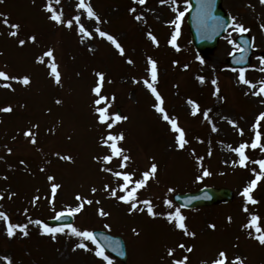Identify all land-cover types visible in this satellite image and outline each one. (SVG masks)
<instances>
[{"label": "rangeland", "instance_id": "374dc122", "mask_svg": "<svg viewBox=\"0 0 264 264\" xmlns=\"http://www.w3.org/2000/svg\"><path fill=\"white\" fill-rule=\"evenodd\" d=\"M47 2L0 0V13L10 23L20 25L18 30L10 29L0 19V70L12 76L28 75L31 79L27 86L17 81H0L12 84V88L0 87V108H13L10 113L0 112V196L4 197L0 199V212L6 213L12 223L27 224L29 233L8 237L5 222L0 218V257H10L13 264H106L95 255L91 242L67 232L52 239L41 234L39 225L30 222L44 221L77 206L82 201H76L75 197L80 194L93 203H85L72 224L80 229L97 228L120 235L126 248V264H172L174 258L183 256L188 257L187 264H211L221 250L227 253L228 264L236 257L243 264H264V245L254 238L257 234L253 229L244 227L251 215H257L264 228V178L252 192L257 203L249 204L248 212L243 210L241 195L259 174V166L253 161L264 156L257 151L250 154L255 149L249 146L245 150L249 161L242 167L239 156L232 150L241 143L251 145L256 131L261 133L264 144V121L258 129L253 128L256 117L264 113V95L252 94L258 91L259 81L264 80V71H260L264 64L258 54L264 51V5L260 0H225L235 23L248 29L252 37L256 53L244 70L245 78L257 84L255 90L239 81V70L225 64L228 54L238 49L235 38L239 32L234 21L208 58H201L194 51L185 23L187 0L175 3L145 0L144 4L133 0H88L103 21L99 24L76 8L78 0H60L59 5H53L57 11L62 10L65 19L79 15L80 22L93 33V38H84L83 42L75 24L69 29L49 19L50 14L44 8ZM133 7L136 12L130 13ZM181 11L184 16L180 20L177 51L169 40L175 31L171 21ZM136 15L141 20H136ZM96 27L114 36L124 54L95 33ZM10 31H18V35L11 36ZM149 32L157 37L159 46L148 38ZM31 35L36 36L35 42L28 40ZM21 39L26 41L23 46L19 44ZM48 49L54 50L60 84L50 75V58L38 62ZM148 57L157 61L155 86L163 97L166 112L186 132L189 143L183 149L176 146V134L153 107L155 97L143 84L149 78ZM129 59L133 63H128ZM97 72L104 74L101 95L108 97L109 112L127 117L112 129L98 122L94 103L97 96L92 91L97 84ZM201 76L204 83L199 80ZM217 87L219 94L213 95ZM58 100L61 102L57 103ZM189 100L199 105L198 115H192ZM209 109L206 120L203 111ZM29 129L35 136V144L24 135ZM109 132L124 134L120 146L124 155L130 157L126 171L135 174L133 179L140 178L151 163L158 165L156 176L136 193L137 209L143 211H129V204L111 196V189H117L118 195L124 194L119 191L123 181L102 169H125L120 168L119 158L110 164L103 162L109 149L102 137ZM256 149L262 151L260 147ZM62 156L72 159L64 160ZM205 169L211 175L203 176ZM49 176L54 181L50 182ZM198 176L203 178L198 180ZM52 183L60 185L54 200ZM105 185L110 186L108 191ZM205 186L230 188L232 202L183 209L172 200L174 193L192 192ZM93 187L97 189L95 193ZM11 193L15 195L10 196ZM34 196L40 197L35 203ZM145 200L151 201L157 216L148 214ZM166 200L171 201V208L165 204ZM176 208L186 217L185 224L189 232L195 233L194 237L185 235L166 219V214ZM100 209L109 215H99ZM77 243H86L89 250L73 251ZM181 243L185 249L178 247ZM187 247L193 251L187 252ZM170 248L174 249L173 257L168 256ZM109 258L113 264H123ZM0 264L5 262L0 260Z\"/></svg>", "mask_w": 264, "mask_h": 264}, {"label": "snow or ice", "instance_id": "6c2138e0", "mask_svg": "<svg viewBox=\"0 0 264 264\" xmlns=\"http://www.w3.org/2000/svg\"><path fill=\"white\" fill-rule=\"evenodd\" d=\"M133 2L138 3V4H144L145 0H133ZM161 2H163V0H161ZM173 2L175 3V0H173ZM260 2L262 4H264V0H260ZM54 4L59 5L60 0H48V2L44 6L45 11L50 14L49 19L51 21L55 22L56 24L63 25L69 29L73 28V26L75 24V26L77 27V30H78V34L81 35L82 42H83L84 38H88V39L93 38V33L90 32L84 26V24H82L80 22L81 17L79 15L73 16L71 19H65L63 11L62 10L57 11V9L53 6ZM203 6H204L205 10H207L208 0H203ZM76 8L78 10H83V12L86 13L88 19L95 20L98 24L103 23V21L100 20V17L95 13L94 9L92 8V6L88 2V0H78V3L76 4ZM129 12L135 13L136 8H134V7L130 8ZM183 16H184V12H182V11L178 12V14L176 15V18L171 21V24H173L175 26V31L171 35V39L169 40V44L173 48H176L177 51H179V48L177 47L176 40L180 34V20ZM141 18L142 17L140 15L135 16V19L138 21L141 20ZM0 19H2V22L5 25L9 26L10 29H17L18 30L20 28L19 24L10 23L7 18H4V14H2V13H0ZM234 27L238 32H241V33L248 31V29H246L243 25L236 24L235 21H234ZM94 31L100 37L105 38L108 41H110L116 47V49L119 50V52L122 55L124 54V51H125L124 48L121 46V44L118 42V40L114 36L107 33L106 31L101 30L100 27H96ZM9 35L17 36L18 31H10ZM147 35H148V38L152 41V43L154 45L159 46V42L157 40V37L154 34L149 32ZM36 39L37 38L35 35H31L28 37V40H30L32 42H35ZM25 42L26 41L23 39L19 40V44L21 46H23L25 44ZM229 42L231 43V41H229ZM241 51H243V49H241ZM45 57L50 58V60H51V62L48 64V67L51 69L50 75H52L55 78V82L57 84H60L61 75L58 71V65L55 63L54 50L48 49L47 51H45L43 53V55L38 58V62L43 63ZM128 63H133V61L131 59H129ZM174 63H176V62L174 61ZM261 64H264V58H261ZM147 66H148L147 72H148L149 78L144 79L143 84L151 92V94L155 97L156 103H154L153 107L155 108V110L158 113H161L162 118L165 121L169 122V124L171 125V130L176 134V146L180 149H183L185 147V145H187L189 143V141L186 138V132L179 125L178 120L176 118L169 116V114L166 112L165 107H164L163 97L161 96V94L157 90V87L155 86L156 83L158 82L157 61L155 59H153L152 57H148ZM184 67L187 68L188 66L185 65ZM260 71H264V67H262L260 69ZM96 76L98 77L97 84L95 87H93L92 91L97 96V99L94 101V103H95V105H97L96 112L98 114V122L101 125H106V127L108 129H112L116 123H118L122 120H126L127 117L122 116L119 113L111 114L109 112V105L107 103L108 97L101 95V89H102L103 82H104V74L97 72ZM199 80L201 83H204V77H202V76L199 77ZM0 81H5V82L17 81L18 83H21L25 86H27L31 83V79L28 75H24L22 77L12 76L9 73L2 71V70H0ZM239 81L241 83L249 86L251 89H254V90L257 89L256 83H253V82H251L245 78V70L244 69L239 70ZM134 82H138V81H134ZM216 83H217L216 80L212 81L213 85H216ZM0 87L12 88V84L11 83H0ZM219 91L220 90L217 87L215 89V91L213 92V95H218ZM247 94L248 93H246V95ZM252 94L257 95V96L264 95V80L259 81L258 91H253ZM221 98L223 99V97H221ZM60 102L61 101H59V100L57 101V103H60ZM262 102H264V101H262ZM188 103H190L192 105V109H193L192 115L193 116L198 115L200 113L199 105L192 100H189ZM101 105H103V106H101ZM12 111H13V108L11 106L0 108V112L10 113ZM210 111H211V109L203 111V116L206 120L209 119ZM261 121H264V113H260L257 116L256 123L253 125V128L258 129ZM229 122L232 123L231 121H229ZM212 130L217 131V129L215 127H213ZM240 134L243 135V130H241ZM24 135H25V137H30L31 142L33 144L36 143L35 136H34L33 132L31 131V129L25 131ZM124 138L125 137H124L123 133L113 134L112 132H109L107 134V136L102 137V142H103L104 146H106L109 149V154L104 155L102 159H103V162L105 164H110L114 158H119L121 161L120 168L125 169V171H112L111 168H104L102 170L112 172V175H114L118 181L119 180L123 181V183L119 187V191L121 193H124V194L118 195L117 189H111V196L116 197L118 200H120L121 202H123L125 204H129L130 205L129 211H135V210L143 211L144 209H137L136 193L139 189L146 186V183L149 179L154 178L156 176L157 171H158V165L155 162L151 163L149 169L144 171L143 173H141L140 178L133 179L135 174L126 171V169L128 167L127 162L130 160V157L127 155H124V149L120 146V142L123 141ZM261 139H262L261 133L259 131H256V134H255V136L251 142V145H249L248 143H241L238 147L232 149L239 156L240 166H242V167L247 166V161L249 160V157L246 155L245 150L247 148H249V146L253 149L260 147L261 150L264 151V144H261ZM11 151H12V149L9 148L8 152L11 153ZM60 158L64 159V160H69V161L72 159L71 156H62ZM97 159H100V158L97 157ZM21 163L23 164L24 161H21ZM253 163H255L259 166V174L256 175L255 179L251 180L250 183L241 192L242 197H244L245 207L243 210L245 212L249 211V209H248L249 204H256L257 203V201L253 198L252 192L255 189L258 181H260L262 178H264V159L253 161ZM43 170L44 169H41V171H43ZM253 172L255 173L256 169H253ZM208 175H211V173L207 169H205L203 171V176H208ZM203 176H198L197 179L200 180L203 178ZM54 179L55 178L52 176L48 177V180L50 182L54 181ZM59 187H60V185H58L56 183L51 184V193H52L53 200L55 198V194H56ZM109 187H110L109 185H105V190L108 191ZM96 191H97V189L95 187H93L92 192L95 193ZM14 195H15V193L10 194V196H14ZM3 198H4L3 196H0V199H3ZM205 198H208V197L206 196ZM39 199H40L39 196H34L33 197V203H35ZM75 199L78 202H81V201L82 202L78 203L77 206H75V207H69L66 211H61V212L57 213L54 218L57 220H60L65 215L75 216L83 210L85 203L88 205H91L93 203L92 200L84 198L80 194H77ZM96 203H99V202L97 201ZM143 203L146 206L147 212L150 216L155 217L158 215V213L153 211L151 201L145 200V201H143ZM165 204H167L169 208L172 207L171 201H169V200H166ZM99 215L106 216L109 214L106 213L103 209H100ZM0 218H2L3 221L5 222V230H6V234L8 237H10V238L14 237L15 235H17V233H22L24 236L29 235L28 230H27V228H28L27 224L12 223L10 221V218L8 217V215L4 212H0ZM166 219L170 223L174 222L175 228L182 230L185 233V235H190L193 237L195 236V233L189 232V230L185 224L186 217L181 213L179 208H176L175 211H173V212L167 213ZM229 220H231L230 217H229ZM30 222L34 223L36 225H39L41 227V234L42 235H50L52 237V239H56V236L58 233L64 234L67 232L68 234H70L72 236L81 238V240H83V241L91 242V244L95 246V255L97 257L101 258L103 261H105L106 264H113V262L109 258V256L105 254V246H102L98 242V239H97V237L93 231H90L87 229H80L73 224H60L58 226H49L46 223H44L42 220H38V219L34 220V221H30ZM260 222H261V218L259 216L251 215L249 218V222L244 227L249 228V229H253L255 231V233L257 234L254 238L257 239L261 245H264V228L261 227ZM105 227H108V225H105ZM209 227L215 229L214 224H210ZM133 231L135 232V229ZM250 235H251V233H250ZM103 239L107 242L106 246L108 248H110L114 252H120V241H118V240L112 241L107 236L103 237ZM178 247L180 249H185L186 246H185V244L181 243L178 245ZM77 248L84 249L85 251L89 250L88 245L86 243H77L75 245V247L73 248V251H75ZM186 251L191 253L193 251V248L187 247ZM120 254L122 255L123 253L120 252ZM173 255H174V249H171V248L168 249V256L173 257ZM0 260H3L5 262V264H13L12 259L10 257H7V256L0 257ZM187 261H188V257L183 256L182 258H174L172 260V264H187ZM211 264H228L227 253L223 250L219 251L218 257L216 259H213L211 261ZM232 264H243V261L241 258L236 257L232 261Z\"/></svg>", "mask_w": 264, "mask_h": 264}, {"label": "water", "instance_id": "95a60500", "mask_svg": "<svg viewBox=\"0 0 264 264\" xmlns=\"http://www.w3.org/2000/svg\"><path fill=\"white\" fill-rule=\"evenodd\" d=\"M221 0H208V8L205 10L203 6V0H189L190 8L188 11L187 22L191 32V40L194 48L202 55L207 56L210 51L214 49L218 39L225 31L226 27L230 23V18L224 12L220 6ZM237 41L241 44L240 55H232L228 59V63L235 65V58L241 59V65L247 60L248 54L250 53L249 39L240 38ZM244 62V63H243ZM208 198H205V197ZM232 192L228 189H201L198 192L192 194H177L174 196V200L180 205L185 207H193L204 204H214L221 201H227L231 199ZM71 221V217L64 216L60 220L53 219L49 220L48 224H67ZM100 234L97 238L105 246L108 252L125 261V250L122 241L117 237H111L105 233L97 232ZM109 237L112 241H120V252H114L106 246V241L103 237Z\"/></svg>", "mask_w": 264, "mask_h": 264}]
</instances>
